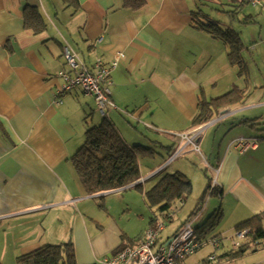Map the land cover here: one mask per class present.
Listing matches in <instances>:
<instances>
[{
  "label": "crops",
  "instance_id": "0c3cea01",
  "mask_svg": "<svg viewBox=\"0 0 264 264\" xmlns=\"http://www.w3.org/2000/svg\"><path fill=\"white\" fill-rule=\"evenodd\" d=\"M143 1L134 9L125 7V0H77V8L64 0H0V264H13L43 245L67 243L74 245L78 264H100L127 241L143 238L160 216L145 201L143 210L133 209L131 190L141 183L144 195L170 174L167 165L179 149L186 147L181 155L192 156L193 145L180 136L198 129V152L202 148L203 163L213 177L203 170L207 180L201 179L194 165L177 158L181 164L171 173L184 174L193 190L198 178L203 196L194 215L204 217L198 227L221 212L211 238L223 239L264 213V65L256 62L260 54H254L257 65H252L243 46V68L233 65L225 43L196 27L195 14L208 15L202 9L205 0ZM263 5L260 0L253 7L260 6L264 13ZM32 11L41 15L44 30L25 26ZM253 18L246 16L245 24L264 22V17ZM67 45L90 68L99 58L108 64L117 52L124 53L111 75L116 109L105 117L128 145L144 144L155 152L149 162H140L142 178L137 183L92 196L82 188L70 159L83 146L88 127L101 124L104 117L94 98L81 89L55 102L64 83L60 72L68 70L63 56ZM263 46L251 50L258 53ZM233 90L244 92L241 104L223 108L207 124L192 128L201 102ZM240 140L258 142L240 152ZM165 153L170 161L157 166L156 158ZM210 195L215 198L207 201ZM123 215L127 224L120 226ZM153 217L157 221L151 226ZM261 225L264 231V220ZM205 235H199L201 241ZM231 248L225 240L219 254ZM224 264H264V239L259 251Z\"/></svg>",
  "mask_w": 264,
  "mask_h": 264
},
{
  "label": "trees",
  "instance_id": "16d2710c",
  "mask_svg": "<svg viewBox=\"0 0 264 264\" xmlns=\"http://www.w3.org/2000/svg\"><path fill=\"white\" fill-rule=\"evenodd\" d=\"M64 2L67 6L74 8L78 6L77 0H64ZM248 2L243 1L242 3ZM143 4V0H125V7L137 9ZM234 12L236 13V11ZM195 15L196 27L208 32L215 38L221 39L228 48L230 62L233 65H238L240 69L243 68L241 52L244 44L239 33L231 27H222L219 22L208 15H201L200 13ZM25 26L35 32L44 30L45 27L41 15L33 11L27 15ZM87 67L89 69L93 68V66L91 68ZM244 99L243 91L233 90L209 102H201L198 115L192 122V128L195 129L207 124L223 108L241 104ZM154 156L155 152L151 148L128 145L116 126L104 116L101 124L88 127L83 146L71 157L70 161L82 188L88 195L92 196L120 190L137 183L142 178L140 162ZM211 185L212 180L208 190H211ZM135 189L142 192V184L136 185ZM214 190L212 191L214 192ZM192 191V182L184 174H166L151 190L146 192V203L156 216L167 220L172 217L174 210L188 201ZM220 216L221 212L212 215L197 228L198 234L202 236L213 230ZM262 220H264V213L239 225L238 230L249 229L246 239L241 242L238 248H231L223 254H219L218 261L220 263H225L227 260L236 261L250 253L259 251L264 239ZM156 221L157 219L153 217L150 225H154ZM141 240L142 238L137 241H127V244L118 252L126 247L138 245ZM17 264H78V262L74 245L67 243L63 245H43L31 253L19 256Z\"/></svg>",
  "mask_w": 264,
  "mask_h": 264
},
{
  "label": "built area",
  "instance_id": "2783aa9c",
  "mask_svg": "<svg viewBox=\"0 0 264 264\" xmlns=\"http://www.w3.org/2000/svg\"><path fill=\"white\" fill-rule=\"evenodd\" d=\"M251 2L253 6L260 4V0ZM63 56L68 70L60 72L64 83L58 90L55 102L60 104L64 95L81 89L85 95L94 98L96 110L103 117L110 109H116L112 101L111 75L125 58L124 53L117 52L114 60L108 64L99 58L95 61L92 69H89L68 45L64 47ZM201 132L202 130L198 129L180 137L184 141L186 140L187 144L193 145L195 150H199L196 142ZM257 142V140H240L237 143V148L240 152H245L249 147L255 146ZM184 148L179 149L174 158L181 155ZM165 227L164 222L158 221L147 229L138 245L126 247L112 257L104 258L100 264H183L187 258L196 254L205 244H210L213 250L207 258L208 264H224L218 261V257L225 240L230 241L233 248H238L249 233V230H236L227 238L212 237L209 241H201L197 229L193 227L190 219L184 223L180 231L167 241L162 242L160 236Z\"/></svg>",
  "mask_w": 264,
  "mask_h": 264
},
{
  "label": "rangeland",
  "instance_id": "374dc122",
  "mask_svg": "<svg viewBox=\"0 0 264 264\" xmlns=\"http://www.w3.org/2000/svg\"><path fill=\"white\" fill-rule=\"evenodd\" d=\"M222 1L221 3L224 4L227 3L229 5H221L220 3H217ZM243 1H249L248 3H242ZM252 0H238V3H236L235 1L231 2L230 0H205L202 1L203 5H202V9L204 12L208 13L209 16H212V18L218 22H220L222 24V22H224L222 25L223 26H232L233 29L237 32H239L242 35V39H243V43H244V51H243V55L246 57H248L249 59L252 58V65H264V46L263 48H261L260 52H254L253 50H251V47L254 46H258V45H264V26H263V34L262 37L259 38V34L261 31V25H264V22L256 25L254 23H247L245 24L246 21V16H252L254 17L253 19L257 18V17H264V13L260 11V6H258L257 8H254L252 5ZM238 7V10H236L235 8L231 7ZM238 11L237 14L235 15L234 11ZM198 12V11H196ZM260 12V13H259ZM264 19V18H263ZM242 24V25H240ZM245 24V25H244ZM254 54H260L258 55V57L260 56V61H256L257 64L253 63L254 59ZM257 60V59H256ZM222 125V124H221ZM220 126H217L215 129H217ZM144 129V128H143ZM142 130V129H141ZM152 133V132H150ZM149 136V135H146ZM151 136V135H150ZM158 138V137H157ZM160 142H164V140H162L161 138L158 139ZM139 144V143H138ZM143 147H147L144 144H140ZM191 149H193L192 151V156L190 153H185L184 155H181L179 157H176L177 159H187L189 161L190 164L194 165L197 169H198V173L200 175L201 179H206L203 170H208L209 174H210V178L213 177L212 172L210 171V169L204 165L203 163V158H202V154H200L202 152V148H200V153L198 152L199 150H195L194 146H190ZM189 148V149H190ZM161 151H163L161 148H159ZM191 156V157H190ZM171 155L165 153L163 157H158L156 158L157 160V166L158 164H161L162 166H164L166 163H168L170 161ZM174 158V157H173ZM174 158V160L172 162H170V164H168L166 167V171L168 173H172L175 171V167L179 166L181 164V161H177L175 162L177 159ZM151 159H144L142 161V163H146L149 162ZM174 163V164H173ZM184 165V164H183ZM182 165V166H183ZM185 165L186 164L185 162ZM183 168H188L187 166H183ZM190 170V169H189ZM191 171V170H190ZM195 171V170H193ZM195 179V178H194ZM193 184L195 185V189L193 190V193L190 197V199L188 200V202L182 206H179L176 210H174L172 212V217L169 219H163L162 217H159V221L160 222H164L165 223V230L161 233V239L165 240L168 237H170L172 234H174L181 226L182 224L186 223L188 220H192V225L193 227H198L203 218H198L195 217L196 212L198 211L199 206H197V204L200 202L202 195L200 194V189L198 188V178L196 177V179L193 181ZM145 188H149L148 185H145ZM128 192V191H127ZM127 192H124L120 195H126ZM131 192L134 195L133 198V209L136 207V210L138 211V207L141 206V209L143 210V205L145 207L144 201L146 202V198H145V193L143 195L142 192L133 189L131 190ZM211 198H215L214 196L212 197L211 195L209 196V198L207 199V201H209ZM102 199V198H101ZM100 199V200H101ZM121 207L117 208V212H120ZM136 210H134V212L131 214V216H137ZM124 212V211H123ZM125 214V213H123ZM139 214V213H138ZM124 216V223L123 222H118L120 223V226H125L127 223H125V221H127L128 217L127 215H123ZM198 218V219H197ZM148 220H149V212H148ZM149 223V221L147 222V224ZM146 224V225H147ZM135 226V230L136 233H140L141 231L139 230V226L138 225H134ZM145 228V227H144ZM216 228H214L213 230H210L207 235L204 236V241H209V239L211 238L212 235H214V233L216 232ZM212 246L210 244H205V246L196 254L192 255L191 257H189L184 264H202V261L204 260L203 257L207 256L206 254H208V252L212 253ZM10 264V263H7ZM13 264H17V262H14Z\"/></svg>",
  "mask_w": 264,
  "mask_h": 264
}]
</instances>
